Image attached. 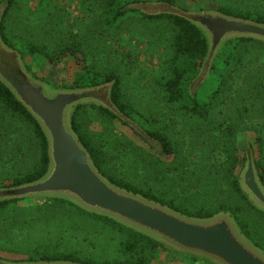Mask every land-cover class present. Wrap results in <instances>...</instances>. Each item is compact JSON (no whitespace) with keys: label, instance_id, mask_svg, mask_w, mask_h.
Segmentation results:
<instances>
[{"label":"trees","instance_id":"1","mask_svg":"<svg viewBox=\"0 0 264 264\" xmlns=\"http://www.w3.org/2000/svg\"><path fill=\"white\" fill-rule=\"evenodd\" d=\"M47 1L50 0L42 1L44 3L39 12H43V16H41L40 19L44 21V23H38V26L43 27L44 34L47 35L45 36L47 38L43 39L54 41L56 46L53 47L43 39L27 38L23 39L21 43L20 39H13L14 36L10 37L7 26L8 16L11 9L16 4V0L2 1L6 3L9 2L1 21L2 37L10 47L17 49L21 53L25 63L27 56L32 57L34 60L42 58L50 60L51 62H55L69 53L83 56L82 59L85 63L83 72L77 75V79L70 89L92 87L115 81L112 90V99L115 105L124 115L135 122L140 120L144 130L161 144V148L156 145L158 151H162V153L167 156H173V160L169 163L167 169L163 172L160 171L163 180L173 179L172 181L174 182H183L182 185L188 183V187H195L194 189L197 191V189H203L202 186V188L198 187H200L204 181H218L219 177H217L216 174H220V172L224 170L228 178L227 186L229 189L232 190L233 193H236L243 203H247L258 212L260 216L264 217V211L256 207L241 188V170L237 171L236 166L246 160V155L242 158L239 156V149L234 140L239 122L251 116L260 118L262 122L251 125V129L254 128V131L258 133L256 142L259 145V151L264 153V58L260 66H254V68L248 71H246L244 60V54L249 45L257 46V48L262 50L264 56V41L251 38H238L226 42L215 58L211 68V75L213 77L218 76V83L209 94L207 100H200L198 93H196L195 96L192 95L190 85L198 76L208 54V41L204 33L188 20L176 15L161 14L154 16L148 15L138 9L128 8V6L133 3L164 1L174 4V0H95L94 5L92 3L91 6H93V10L104 8L101 20H104L107 26L116 24L120 18L127 15L130 16V14L137 15L143 19V21L159 22L164 20L171 24L170 39L164 51L166 57L163 59L161 69L156 76V83L160 86L163 98L171 105H178L174 109L176 116H181V118H183L181 121H179V119H173L171 121V125L180 133V137H176L171 135V133L166 130V127L164 130L146 129V124L150 122L149 118L122 98L121 87L124 82L121 75L114 70L110 72L101 71L96 63L88 62V54L84 48L85 40L77 39L80 32L72 31L64 27L67 17L64 8L59 6L57 9L48 11ZM219 11L234 17L264 23V13L260 11L251 9L243 11L228 7L226 9H220ZM59 22L62 23L60 24V32H58L57 36L55 35L54 28H56L55 25ZM36 34L44 35L41 29H39ZM26 66L35 77L47 82L52 87H63L62 85L47 81L46 78L38 76L36 72L33 71V66L31 64L26 63ZM235 81L236 85L240 83L238 89L234 88ZM229 100H231L233 104V109L235 110L234 115L226 117L225 114V120L219 122L216 119V122L214 120V115L217 107L219 104H226ZM0 103L2 104V108L12 116L20 117L29 125L30 129L34 132L39 148V162L36 168L28 174L15 179L12 184L0 185V187L21 185L42 178L46 174L49 166L48 141L44 131L35 117L20 101H18L15 95L1 81ZM88 108L96 109L102 115H106L110 119H118L123 123L125 122L108 108L95 103L79 105L72 116L74 130L90 152L96 167L111 183L191 217L210 218L220 212H229L237 221L244 235L253 241L256 246L264 250V239H257L254 234L255 229L253 230L251 228L252 225L242 218L243 206L240 205L238 201L222 202L215 207L209 208L203 206L189 209L184 205L174 203L172 200H167L165 198V194H167L166 190L163 192L158 191L160 192L159 194L157 192L155 193L151 187L143 183H138L127 176H121L112 170L109 166V158L107 155L99 146L94 144L91 137L84 132V123L81 115ZM257 113H261L262 117L256 115ZM222 114V111L217 114L218 119ZM177 125H180L181 128L177 127ZM224 126L226 127L223 129ZM167 127L169 128L168 125ZM221 131L224 135L219 137L218 134L221 133ZM150 145L152 148L155 146L152 144ZM219 151L223 152V159H226L225 162L220 163V165L224 167H226V164L229 165V167L223 170L217 168V164H219L217 153ZM194 157H197L199 160L192 166V159ZM255 159L261 180L264 184L263 159H261L262 161L257 158ZM159 163L162 162L159 161ZM222 184L223 183H221L220 186ZM25 200L26 199H15L2 201L0 202V207L4 208L10 205H18ZM40 201H44V207L49 213L54 212L55 208H62L60 211L61 218L64 217L62 214L72 217L71 222L69 224L67 223V226L65 223H56L55 221L49 220L44 221L43 219L42 221L49 226V229H47V233L49 234L57 232L62 238L67 237L71 238V240H79L78 231L83 230L84 225L87 226V228L91 226L102 227L104 230H102L101 235L105 234V230L112 233V235L108 239V242L102 236L97 237V241L101 239L103 243L97 241L92 243L95 249L90 251V253L88 251H81L75 247H70L72 248L70 250L60 251L59 248L54 250V247L52 248L50 246L49 248L43 245L45 252L34 257L29 254L30 261L65 260L83 264H153V261L158 258L160 252L168 251L172 253L171 249L148 235L136 231L107 216L87 211L67 199L59 197H40ZM37 203L39 204V202ZM65 242L68 243L69 241ZM63 243V240H58L56 242L58 246ZM44 244L49 246L52 242L49 240V243ZM193 258L196 259L197 257Z\"/></svg>","mask_w":264,"mask_h":264},{"label":"rangeland","instance_id":"2","mask_svg":"<svg viewBox=\"0 0 264 264\" xmlns=\"http://www.w3.org/2000/svg\"><path fill=\"white\" fill-rule=\"evenodd\" d=\"M0 1L1 5H5L6 2ZM42 1L16 0V4L8 16L7 26L10 37L14 36L13 39H20L21 43L23 39L27 38H47L45 37L47 35L44 34V28L38 26V23H44L40 19L43 12H39L44 3ZM94 2L95 0H50L47 1V5L48 11L57 9L59 6L64 8L67 15L64 27L80 32L77 39L85 40L84 48L88 54V62L96 63L101 71L110 72L114 70L121 75L124 82L121 87L122 98L149 118L150 122L146 124V129L164 130L166 127L171 135L180 137L179 131H176L177 129L171 125L173 119H179V121L183 119L174 113V109L178 105L168 103L163 98L160 86L156 83V76L161 69L163 59L166 57L164 51L170 39L171 24L164 20L159 22L143 21L137 15L130 14V16L120 18L116 24L107 26L105 21L101 20L104 8L93 10L91 5L92 3L94 5ZM174 4L183 9L195 11H219L228 7L243 11L251 9L264 13V0H174ZM61 23L55 25L57 29L54 28L57 36L60 32ZM39 29L43 30V36L36 34ZM43 40L52 47L56 46L54 41L50 39ZM82 57L79 54L69 53L55 62H51L42 58L34 60L27 56L26 63L33 66V71L38 76L62 85L61 88L70 89L75 83L77 75L83 72L85 63ZM263 58L261 49L249 45L244 54L246 71L254 68V66H260ZM217 77H213L210 73L206 81L199 87L197 93L200 100L208 99L209 94L218 83ZM239 87L240 83L236 85L235 81L234 88L238 89ZM220 111L223 114L218 119L217 114ZM234 113L233 104L229 100L224 105L219 104L215 111L214 120L217 119L221 122L225 120V114L226 117H231ZM256 115L262 117L261 113ZM81 118L84 123V132L91 137L94 144L103 150L109 158V166L119 175L143 183L158 194L160 193L158 191L166 190L165 198L167 200H172L174 203L184 205L189 209L203 206L209 208L222 202L238 201L243 206L242 218L252 225L253 230L255 229L254 234L257 239H264V217L260 216L247 203H243L238 195L227 186L228 178L223 169L229 165L226 164V167L220 165L226 160L223 159V152L217 153L219 162L217 168L223 170L220 174H216L219 180L204 181L198 187H203V189L196 191L195 187H188V183L182 185L183 182H174L173 179L163 180L160 171L163 172L167 169L173 160V156H167L160 150L159 152L156 146L152 148L150 143L131 126L118 119H110L92 108L86 109ZM136 122L140 126L142 125L140 120ZM261 122L262 119L251 116L238 123L234 140L241 158L246 155L248 145H251L254 157L260 161L263 159L264 163V153L259 151V145L256 142L258 133L254 131V128L251 129V125ZM177 127L181 128L180 125ZM218 135L222 137L224 134L221 131ZM198 160L197 157H194L191 165L194 166ZM38 162L39 148L33 130L20 117H14L2 108L0 103V185L12 184L15 179L33 171ZM242 162L236 166L237 171H242L245 161L243 164ZM221 183L223 184L220 186ZM44 206V201H40V197H33L27 198L18 205L0 207V258L9 261H26L29 260V254L34 257L44 253V246L54 247V250L59 248L60 251L75 247L90 253L95 249L92 243L97 241V237L102 236L108 242L112 235L107 230L104 231L105 234L101 235L102 230H104L102 227L91 226L87 228L84 225V229L78 231L79 240L62 238L57 232L49 234L47 233L49 226L44 221L65 223L67 226L72 217L62 214L64 217L61 218L60 211L62 208H55L54 212L49 213ZM43 219L44 221H42ZM49 240L52 244L46 246L44 243H49ZM58 240H63L64 243L58 246L56 244ZM65 241L69 242L66 243ZM97 242L103 243L101 239ZM153 264L212 263L203 258L194 259L174 251L172 253L162 251L158 258L153 261Z\"/></svg>","mask_w":264,"mask_h":264},{"label":"water","instance_id":"3","mask_svg":"<svg viewBox=\"0 0 264 264\" xmlns=\"http://www.w3.org/2000/svg\"><path fill=\"white\" fill-rule=\"evenodd\" d=\"M8 3L0 7V81L35 117L48 141L49 166L33 182L0 187V202L33 197H59L80 207L107 216L161 242L172 251L203 258L212 264H264V250L244 235L229 212L210 218L187 216L140 194L111 183L96 167L88 149L73 128L75 109L85 103L108 108L150 144L161 148L137 122L115 105V81L97 86L54 88L35 77L21 53L10 47L1 34V21ZM128 8L148 15L169 14L197 26L208 41V54L198 76L190 85L193 96L211 73L213 62L224 44L238 38L264 41V23L234 17L216 10H186L164 1L133 3ZM240 185L249 200L264 211V184L248 145ZM0 264H83L65 260L9 261Z\"/></svg>","mask_w":264,"mask_h":264}]
</instances>
